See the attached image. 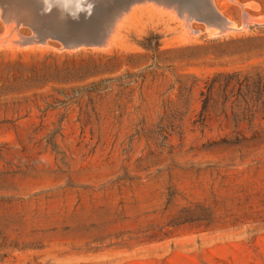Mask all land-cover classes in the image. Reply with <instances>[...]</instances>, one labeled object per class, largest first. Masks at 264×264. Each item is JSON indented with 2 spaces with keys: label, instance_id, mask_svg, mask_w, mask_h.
I'll return each instance as SVG.
<instances>
[{
  "label": "rangeland",
  "instance_id": "obj_1",
  "mask_svg": "<svg viewBox=\"0 0 264 264\" xmlns=\"http://www.w3.org/2000/svg\"><path fill=\"white\" fill-rule=\"evenodd\" d=\"M20 1L0 0V264H264V0H215L236 29L216 36L136 4L75 50L133 0L85 27ZM6 11L53 36L10 45Z\"/></svg>",
  "mask_w": 264,
  "mask_h": 264
},
{
  "label": "bare ground",
  "instance_id": "obj_2",
  "mask_svg": "<svg viewBox=\"0 0 264 264\" xmlns=\"http://www.w3.org/2000/svg\"><path fill=\"white\" fill-rule=\"evenodd\" d=\"M62 3H67L69 4V8L72 9V7H74L75 11H76V0H60ZM100 1V0H99ZM102 1V0H101ZM110 1V0H108ZM116 1V0H115ZM131 1V0H130ZM231 2H236L234 0H230ZM19 1H17V4ZM22 2V0L20 1ZM96 2V0H95ZM104 2V1H103ZM111 2H114L111 0ZM125 2V0H124ZM151 3L153 2L154 4H156L158 7H164L165 9H170L172 12H175L176 15L183 21V24L186 25L187 27H189L191 29L190 31V34L193 33L192 31V22L195 20V21H201V22H205L206 26H207V29L208 31L210 32V34H213V36H216V35H221L223 33L226 34V32H229V31H232V30H236L235 29V23L230 19L228 18L227 16L224 15V13L217 7L216 3H215V0H201V7L203 8L202 11H199V12H192V11H189V10H186V7L184 6V4L182 3H179L178 0H133V2H130L132 3L130 6H128V8H121L122 9V12L121 13H116L115 14V17H113L112 21H109V23L106 25V29L104 31V33L102 34V36L100 37L99 39V34L97 35L98 37V40L97 41H92V40H76V39H72V41L69 40V42H66V46L68 45V48H71V50H75V48H79L80 46H90V45H97L99 46L100 48H105V46L108 47V45H110L111 43L113 44V38L115 40V35L114 36V33H115V30L117 31L118 28L116 29V26L119 25L118 22H121L123 19H125V15H129L128 13L131 11V7L133 6L134 8H136V4L137 6H140L142 3V5L144 3ZM183 2V1H182ZM106 3H109V2H106ZM149 3V4H150ZM17 4H14V3H8V2H3L2 4V7L5 9V10H9L11 8H15L16 9V5ZM110 4V3H109ZM126 4V2H125ZM139 4V5H138ZM99 5V4H98ZM107 5V4H106ZM114 5V4H112ZM117 5L121 6L119 4V2L117 3ZM8 6H11L10 8H8ZM29 6H32V5H28L26 4L25 2H23V4H19L17 5V7H21L23 9L22 13L23 15L25 16V19H30L29 18V15L28 14H32V10H30ZM103 6V5H102ZM115 6V5H114ZM243 6H247V4L243 5ZM101 7V5H100ZM99 6H95V9H94V16H96V13L97 11H99L100 9ZM105 7V6H103ZM101 7V9L103 8ZM111 7V6H110ZM99 8V9H98ZM107 9V8H106ZM114 9V8H113ZM118 9V8H117ZM1 10V9H0ZM112 10L111 8L109 9V11ZM116 10V9H114ZM132 10H135V9H132ZM101 11V10H100ZM104 11V9H103ZM107 10H105L106 12ZM119 12V10H117ZM59 18H57V22H59V24H63L65 22V24L67 25H70L69 23V17L67 16L66 19H61V11H59ZM102 12V11H101ZM100 12V13H101ZM133 11H131L132 13ZM14 13H16L14 11ZM110 13V12H109ZM114 13V12H113ZM22 15V17H23ZM45 15L49 16L51 15V13L48 15V14H43L42 17L39 19V21H42V18L45 17ZM124 16V17H123ZM92 17V18H93ZM104 17V16H103ZM109 17V16H108ZM127 17V16H126ZM128 18V17H127ZM248 18V19H247ZM250 17L248 15H246V17L243 18V21H244V27H246L248 25V23L250 22ZM19 19V18H17ZM15 19L14 15H10L8 13V11H6L4 13V20H5V24H6V27H7V30H6V35L5 37L8 39L7 42L10 44V45H15V46H27V45H38L39 43H44V42H47V38H49L52 34L51 33H47L45 32L44 34L40 35V36H32L30 38H25V37H22L20 35V33L17 31L18 29V26H19V23H23V22H20V20H17ZM70 19H72L70 17ZM94 19V18H93ZM73 20V19H72ZM97 20V19H96ZM74 21V25H78L81 27V24H83V26L86 24L87 22V19L84 18L83 15H81L80 19L79 20H73ZM90 21V20H88ZM29 23H32V24H35L33 21L31 20H28ZM108 22V21H107ZM105 22V23H107ZM91 23H92V19H91ZM98 23V21H97ZM104 23V22H103ZM88 24V23H87ZM123 24V22H122ZM104 24L101 23L100 26H102ZM90 26V25H89ZM99 26V25H98ZM120 26V25H119ZM54 27V26H53ZM85 27V26H84ZM118 27V26H117ZM70 28V27H69ZM68 28V29H69ZM87 28V27H86ZM85 28V29H86ZM102 28V27H101ZM120 28V27H119ZM84 29V28H83ZM100 29V28H99ZM103 29V28H102ZM86 31V30H85ZM94 31H96L94 29ZM94 31H91V32H94ZM207 31V32H208ZM36 32V31H35ZM51 32V31H50ZM60 32V31H59ZM84 32V31H83ZM98 32V30H97ZM96 32V34H97ZM37 33V32H36ZM83 34V33H82ZM94 34V33H93ZM56 35V34H55ZM92 35V33H91ZM95 35V34H94ZM48 36V37H47ZM53 36V35H52ZM51 36V37H52ZM58 36V35H57ZM93 36V35H92ZM96 36V35H95ZM114 36V37H113ZM43 37H46L45 39H43ZM94 37V36H93ZM58 38V37H57ZM92 38V37H91ZM89 39V38H88ZM57 40V39H56ZM39 44V45H40ZM111 44V45H112ZM94 45V46H95ZM96 46V47H97ZM95 47V48H96ZM98 47V48H99Z\"/></svg>",
  "mask_w": 264,
  "mask_h": 264
},
{
  "label": "clouds",
  "instance_id": "obj_3",
  "mask_svg": "<svg viewBox=\"0 0 264 264\" xmlns=\"http://www.w3.org/2000/svg\"><path fill=\"white\" fill-rule=\"evenodd\" d=\"M42 4V14H50L54 9H59L62 13L61 19H66L70 15L73 20H79L81 15L85 19L91 18L95 9V0H76V11H65L60 4L59 0H39Z\"/></svg>",
  "mask_w": 264,
  "mask_h": 264
}]
</instances>
